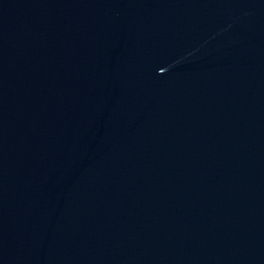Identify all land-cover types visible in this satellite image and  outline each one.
<instances>
[{
	"label": "water",
	"instance_id": "obj_1",
	"mask_svg": "<svg viewBox=\"0 0 264 264\" xmlns=\"http://www.w3.org/2000/svg\"><path fill=\"white\" fill-rule=\"evenodd\" d=\"M0 264H264V0H0Z\"/></svg>",
	"mask_w": 264,
	"mask_h": 264
}]
</instances>
